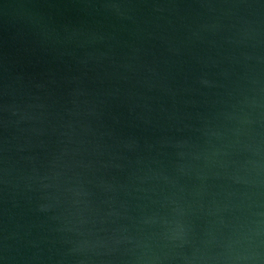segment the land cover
I'll return each instance as SVG.
<instances>
[{"label":"water","instance_id":"1","mask_svg":"<svg viewBox=\"0 0 264 264\" xmlns=\"http://www.w3.org/2000/svg\"><path fill=\"white\" fill-rule=\"evenodd\" d=\"M0 264H264V0H0Z\"/></svg>","mask_w":264,"mask_h":264}]
</instances>
